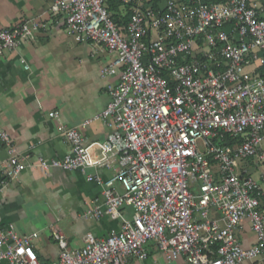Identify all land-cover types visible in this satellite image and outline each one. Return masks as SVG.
Wrapping results in <instances>:
<instances>
[{
    "label": "built area",
    "instance_id": "built-area-1",
    "mask_svg": "<svg viewBox=\"0 0 264 264\" xmlns=\"http://www.w3.org/2000/svg\"><path fill=\"white\" fill-rule=\"evenodd\" d=\"M54 0L78 41L113 56L103 64L109 101L79 126L60 124L71 144L62 156L22 151L0 130L7 156L2 183L28 167L81 169L102 185L103 198L82 215L119 221L106 236L87 231L61 247L53 264H127L149 256L147 245L185 264H241L264 257V165L261 180L249 160L264 163V0ZM42 22L27 18L0 29V55L35 37ZM29 68V65L26 64ZM59 118V111H50ZM109 127L88 142L83 128ZM227 137L236 141L225 143ZM102 168L112 170L104 175ZM200 186V193L193 188ZM219 216L211 215V210ZM249 218L256 241L237 231ZM37 231L0 228V264H47L34 246Z\"/></svg>",
    "mask_w": 264,
    "mask_h": 264
},
{
    "label": "crops",
    "instance_id": "crops-1",
    "mask_svg": "<svg viewBox=\"0 0 264 264\" xmlns=\"http://www.w3.org/2000/svg\"><path fill=\"white\" fill-rule=\"evenodd\" d=\"M53 1L0 0V29L27 18L42 22L34 38L21 39L15 49L0 55V130L9 131L20 150L33 157L69 152L71 144L60 124L79 126L101 111L110 98L108 83L117 79L101 72L113 54L96 49L91 42L78 41L67 28L65 14L51 10ZM52 110L59 111V118L50 116ZM82 130L87 141L92 142L105 139L109 127L95 120ZM6 156L0 137V228L13 223L23 232L37 231L34 246L45 263L53 264L61 252L51 224L64 230L70 247L81 246L87 231L106 236L119 225L109 215L101 219L82 215L88 204L103 198L102 185L88 180L86 172L28 167L4 185ZM249 164L254 177L262 181L264 163L251 158ZM101 171L104 175L112 173L105 168ZM261 183L264 186V181ZM261 208L264 209V192ZM211 215L218 217L219 211L212 209ZM237 235L244 245L256 241L249 218L244 219ZM147 247V258H130L127 264H185L183 256L169 260L152 244ZM241 264H264V257L247 258Z\"/></svg>",
    "mask_w": 264,
    "mask_h": 264
},
{
    "label": "trees",
    "instance_id": "trees-1",
    "mask_svg": "<svg viewBox=\"0 0 264 264\" xmlns=\"http://www.w3.org/2000/svg\"><path fill=\"white\" fill-rule=\"evenodd\" d=\"M112 8L114 10V13H115V19L118 20L120 19L119 17V11H118V7H117V2L115 0H112ZM261 70H264V68H261ZM236 140L231 138V137H227L226 140H225V143H233L235 142Z\"/></svg>",
    "mask_w": 264,
    "mask_h": 264
},
{
    "label": "rangeland",
    "instance_id": "rangeland-1",
    "mask_svg": "<svg viewBox=\"0 0 264 264\" xmlns=\"http://www.w3.org/2000/svg\"><path fill=\"white\" fill-rule=\"evenodd\" d=\"M193 191L196 193V194H199L200 193V186L199 184H196L195 187L193 188Z\"/></svg>",
    "mask_w": 264,
    "mask_h": 264
}]
</instances>
